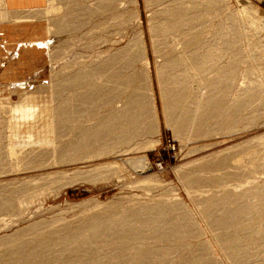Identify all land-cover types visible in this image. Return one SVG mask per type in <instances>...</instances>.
Wrapping results in <instances>:
<instances>
[{
    "label": "rangeland",
    "instance_id": "rangeland-1",
    "mask_svg": "<svg viewBox=\"0 0 264 264\" xmlns=\"http://www.w3.org/2000/svg\"><path fill=\"white\" fill-rule=\"evenodd\" d=\"M74 1L46 0L45 5L33 11L46 25L49 74L38 81L0 82V259L10 254L11 241L38 242L44 234V237L52 234V239L55 235L56 238L68 236L88 221H97L98 216L96 237L87 232L91 238L79 242L80 248H74L78 241L65 242L68 246L61 258L67 264H78V258L83 259V264H178L190 253L202 255L212 264H235L218 240L227 227L215 229L217 221L209 217L210 213L220 216L231 206L224 200L210 210L202 206L205 199H220L228 188H235L242 200L237 201L236 207L255 208L239 218L238 235L241 245H245L243 256L236 264H264V223L261 222L264 217L257 219L258 211L264 214V209L256 210L264 204V102L241 109L244 112H236L238 116L227 115L232 126L229 130L218 122L204 121L200 127L178 131L175 120L164 109L163 53L155 45L159 39L155 28L162 21L160 13L164 9L200 10L207 3L219 1L208 13L193 17L196 19L191 24L215 54H222L221 57L218 54V65L234 56L222 50L221 45L234 42L238 53L237 62L232 65L234 86L227 90L225 102L238 99L239 87L249 80L258 82L264 91V0ZM100 1H110L112 5L102 7ZM244 16L257 23L245 20ZM175 48L181 49L182 43L178 41ZM107 59L113 60L108 69ZM78 75L86 78L79 80L88 84L84 86L82 81L67 84L68 79ZM203 82H193L188 88L193 101L185 114L190 121L208 110L206 100L215 94L211 85ZM88 87H94L95 110L79 105V95ZM137 93H141L142 99L141 119H134L139 109ZM99 94L102 97L98 102ZM64 105L69 114L65 110L66 118L60 122L57 113ZM217 116L225 118L226 111L221 108ZM100 120L104 124L101 128ZM78 124L82 128L94 126L102 130L100 137L104 138L99 141L103 139L101 143L105 144H101L99 155L86 158L74 151L59 152L85 144L80 143L83 140L76 134ZM113 130H119L115 137ZM8 151L9 155L13 153L12 157L6 154ZM230 155L241 160L235 165L214 166L213 163ZM125 208L127 212L138 213L133 212L134 224L130 220L129 227L138 225L136 220L145 217L142 228H147H143L148 233L146 238H135L131 232L118 228L115 220ZM106 216L108 219L111 216L110 220ZM113 221L116 228L112 224V229H108ZM255 221L260 231L256 230ZM155 223L163 229L162 238L157 240L149 236ZM171 225L191 226V231L175 238L170 233ZM248 237L256 239L253 240L256 243L247 244ZM146 246L149 248L145 255L142 248ZM137 252H142L140 257H147L137 260ZM162 252L168 253L166 259L157 263Z\"/></svg>",
    "mask_w": 264,
    "mask_h": 264
},
{
    "label": "bare ground",
    "instance_id": "bare-ground-1",
    "mask_svg": "<svg viewBox=\"0 0 264 264\" xmlns=\"http://www.w3.org/2000/svg\"><path fill=\"white\" fill-rule=\"evenodd\" d=\"M74 1V0H73ZM84 0H76L77 3H81L83 2ZM75 2V1H74ZM101 2V1H100ZM104 2V1H103ZM113 2V1H112ZM207 2V1H206ZM205 2V3H206ZM214 2V0H213ZM216 2V0H215ZM219 3V1H217ZM216 2V3H217ZM76 3V4H77ZM110 1H106L104 3L101 2V6L102 7H110ZM215 3V4H216ZM88 4V3H87ZM98 4V3H97ZM215 4H213L211 2V4H206L204 7H202L200 10H198L197 8H190V10H183V9H178L177 10H168L167 9L163 10V12H159L163 18H162V21L159 22V24L156 26L155 28V33L158 35V41H157V45L158 48L162 53H163V62H162V66H161V72H162V76H163V80H164V89H165V106H164V109L166 108V111L168 112L167 115H170L171 118L173 117V119L175 120V126H176V129L178 131H186L188 130L190 127H194V126H201L202 125V122L204 121H215V122H218L220 125H223L225 128H229L232 127L231 126V119L230 118H227V115H237L236 112H239L241 109H244L246 110V107L248 106H252L254 107L253 105L256 106V104H259L261 102H264V91L262 88H260V84H257L254 80H249L247 81L244 85H241V87H239L240 90V95L238 96V99L236 100H232L231 102H229L228 104H226L225 102V96H226V92L228 89H231L233 88L234 86V68H233V64L236 63L237 61V58L235 56V54L237 53L236 52V49L234 47V42L233 40H231L230 42H224L222 45H221V48H223L222 50L224 51H230L231 54H233L234 56L231 58H229L227 61H224L222 64H219L218 65V62H219V58L222 56V54L220 53V57H219V53L218 54H215L213 52V47H211L209 44H207L206 42H203L202 40V37L200 35V33L198 32V30L196 31L195 27L192 26L191 24V20L195 21V19H192L193 17L199 15V14H205V13H208V11H210L213 7L212 6H215ZM94 5V4H93ZM112 5V3H111ZM78 5H76L77 7ZM74 7V8H76ZM80 7H81V4H80ZM96 7V6H95ZM84 8V7H83ZM188 8V7H186ZM70 9V8H69ZM72 9V8H71ZM78 9V8H77ZM86 9V7H85ZM104 9V8H102ZM197 9V10H196ZM248 9V8H247ZM245 9V10H247ZM80 9H78L79 11ZM48 11V10H47ZM84 11V10H83ZM82 11V12H83ZM90 11V10H89ZM2 12V11H1ZM81 12V11H79ZM86 12V11H85ZM84 12V13H85ZM242 12V11H241ZM66 13V12H65ZM78 12L75 11V14H77ZM94 13V12H92ZM91 14V13H90ZM95 14V13H94ZM244 14V13H242ZM252 14V13H251ZM79 15V14H77ZM81 15V13H80ZM84 15V14H83ZM42 16V15H41ZM252 16V15H251ZM259 15H257L258 17ZM245 17V16H244ZM62 18V17H61ZM248 17H245V20H248V21H253L254 23H257L256 21H254L253 19H247ZM255 18V16H254ZM263 18V17H262ZM63 20V19H62ZM260 20V19H259ZM61 21V20H59ZM65 22V21H64ZM261 22V21H260ZM262 24L264 25V21L262 22ZM255 25V24H254ZM261 26V23H259V27ZM62 27V26H61ZM258 27V28H259ZM257 28V29H258ZM195 29V30H194ZM199 29V28H198ZM256 29V30H257ZM259 30H262L259 29ZM196 31V32H195ZM201 31V30H200ZM203 31V30H202ZM59 33V32H58ZM180 41L182 43V48L181 49H177L175 48V45L176 43ZM254 44L253 45H256L257 43V40L253 42ZM260 45V44H259ZM258 45V46H259ZM264 46V45H263ZM257 47V46H256ZM264 50V48H263ZM223 51V52H224ZM225 53V52H224ZM264 53V52H263ZM238 54V53H237ZM224 57V56H223ZM255 57V56H254ZM109 64H107L108 62H105V67H107L108 69V65L109 67L111 65H113L112 62H110L111 59H107ZM222 60V59H221ZM220 60V61H221ZM113 61V60H111ZM124 62V61H123ZM128 62V61H127ZM101 63V62H100ZM112 63V64H111ZM227 63V64H226ZM116 64V63H115ZM125 64V63H124ZM101 65V64H100ZM125 66V65H124ZM119 67V66H118ZM121 68V66H120ZM119 68V69H120ZM99 69V67H98ZM106 69V70H107ZM114 69V68H113ZM117 69V68H116ZM88 70V69H87ZM86 70V71H87ZM100 70V69H99ZM91 71V69H90ZM92 72V71H91ZM98 72V71H96ZM101 72V71H100ZM104 71H102L103 73ZM115 72V70H114ZM82 73V72H81ZM108 73V72H107ZM87 74H88V71H87ZM90 74V73H89ZM92 74V73H91ZM105 74V73H104ZM98 75V74H97ZM100 75V74H99ZM108 76V75H107ZM81 77V75L78 77H73V78H70L68 79L66 82L67 84H73V83H79L81 82L82 84H84V86L86 84H88L87 81H83V80H79V78ZM89 77V76H88ZM91 77H93L91 75ZM89 77V78H91ZM161 77V76H160ZM84 77H81V79H83ZM130 78V77H129ZM129 78L127 79V81L129 80ZM162 78V77H161ZM86 80V78H84ZM126 81V82H127ZM205 81L206 82V85H211V89H213V93L215 92L214 95H210V97H208V99L206 100L209 108L207 111L205 112H202V113H199L198 116L196 117V119L194 121H190L189 117L186 116L185 113H187L188 109L190 108L189 107V103H191L193 101L192 99V96H190V92H188V88H190V85H192L193 82H203ZM73 82V83H72ZM111 82V81H110ZM138 83V82H137ZM204 83V82H203ZM81 84V85H82ZM92 84V83H91ZM94 84V82H93ZM196 84V83H195ZM198 85V84H197ZM106 86V85H104ZM122 87V86H121ZM208 87V88H209ZM87 88V87H86ZM92 88L94 87H88V89H86L87 91L83 92V94L79 95L81 96L80 97V101L81 103L79 105L81 106H84V107H87V108H90L91 109H94L95 107V98H94V92L92 90ZM97 88V87H96ZM109 88V87H108ZM192 88V87H191ZM104 89H106L104 87ZM134 89V87H133ZM100 91V89H98ZM107 90V89H106ZM216 90V91H215ZM133 91V90H132ZM191 91V90H190ZM101 92V91H100ZM136 92V91H135ZM134 92V93H135ZM192 92V91H191ZM207 92V91H206ZM108 93V92H107ZM131 93V92H130ZM139 93V92H138ZM137 93V101L139 102L138 104V111H136L135 114V118L134 119H138L140 118L141 119V115L144 113L142 112L143 111V107H142V99L140 97V94L138 95ZM132 94V93H131ZM130 94V95H131ZM136 94V93H135ZM164 94V93H163ZM109 95V94H108ZM207 95V96H208ZM142 96V95H141ZM195 96V95H194ZM99 99H98V102L100 101V98L102 97L101 94L98 95ZM108 96H106V99H107ZM110 97V96H109ZM108 100V99H107ZM79 101V102H80ZM106 101V100H105ZM110 102V101H109ZM67 105V104H66ZM74 105V104H73ZM76 105V104H75ZM77 106V105H76ZM81 106H79V108H81ZM94 106V107H93ZM83 107V108H84ZM93 107V108H92ZM125 108V107H124ZM204 108V107H203ZM202 108V109H203ZM221 108L224 109V111H226V116L225 118L223 117L222 118H219L220 116H217V113H218V110H220ZM76 109V108H75ZM78 109V108H77ZM238 109V110H237ZM67 111L68 109H66L65 105H64V108H60V113L58 112L57 114V117L60 120H65L63 117L66 118V116H64V111ZM81 110V109H80ZM79 110V111H80ZM95 110V109H94ZM110 110V109H109ZM128 110V109H127ZM151 110V109H149ZM249 110V108H248ZM71 111V110H70ZM82 111V110H81ZM165 111V112H166ZM190 111V110H189ZM242 111V110H241ZM84 112V111H83ZM138 112V113H137ZM166 112V113H167ZM194 112V111H193ZM244 112V111H242ZM249 112V111H247ZM69 114V111L65 112V114ZM78 113V112H77ZM81 113V112H80ZM234 113V114H233ZM240 113V112H239ZM79 114V113H78ZM76 114V115H78ZM156 115V113H155ZM241 115V114H240ZM239 115V116H240ZM245 114H243V117H244ZM72 116L73 113H72ZM79 116V115H78ZM77 116V117H78ZM131 116V115H130ZM134 116V115H133ZM131 116V117H133ZM144 116V114H143ZM142 116V117H143ZM235 116V117H236ZM242 117V116H241ZM56 118V117H55ZM167 118V117H166ZM227 118V119H226ZM240 118V117H239ZM73 119V118H72ZM75 119V118H74ZM131 119V118H130ZM172 120V119H170ZM57 121V122H59ZM79 121V120H78ZM55 122V121H54ZM61 122V121H60ZM59 122V123H60ZM65 122V121H63ZM140 123V121H138ZM67 123V121L65 122ZM128 123V122H127ZM61 124V123H60ZM54 125H57L54 123ZM63 125V124H61ZM60 125V127H61ZM65 125V124H64ZM71 125V124H70ZM104 124H102L101 120L100 122L98 123V127L101 128L100 126H102ZM108 125V124H107ZM59 126V125H58ZM87 126V125H86ZM129 126V125H128ZM131 127L132 125L130 124ZM98 127H94L92 126V128L90 126L88 127H84L83 128L81 127V125L77 126V130L78 132L76 133L78 135L79 133V136H81V139L83 140L80 141V143H85V144H82L81 146L78 145V147H75V148H66V149H60L59 152H65V151H74L73 153H77L79 154L81 157H93V156H96V155H99L100 153H98V151H100L101 149V144H105L104 143H101V141H99L102 137L104 138V136L102 135L100 137V133L102 132V130H99ZM119 127V126H118ZM137 127V126H136ZM56 128V126H55ZM54 128V129H55ZM85 128V129H84ZM112 128V127H111ZM110 128V129H111ZM146 128V127H145ZM195 128V127H194ZM53 129V130H54ZM57 130L60 129L59 127L56 128ZM75 129V130H76ZM132 129V128H131ZM130 129V130H131ZM124 130V129H123ZM134 130V129H133ZM132 130V131H133ZM70 131V130H69ZM119 131V130H118ZM118 131L116 130H113L112 132L115 133H112L115 136L118 135ZM142 131V130H141ZM76 132V131H75ZM74 132V133H75ZM107 132V131H106ZM110 132V131H109ZM117 132V133H116ZM126 132V131H125ZM130 132V131H129ZM122 133V132H121ZM105 134V133H104ZM127 133H125V135L123 136H126ZM55 136V135H54ZM93 136H96L97 138H93ZM106 136V135H105ZM108 136V134H107ZM120 137V136H119ZM128 137V136H127ZM106 138V137H105ZM118 138V137H117ZM126 139V138H125ZM74 140V139H73ZM126 142V141H125ZM155 143V142H154ZM88 144V145H87ZM113 145V144H112ZM264 145V144H263ZM262 145V146H263ZM259 147V146H258ZM64 148V147H62ZM55 151V150H54ZM249 151V150H248ZM248 151H246L245 153L248 154ZM251 152V151H250ZM238 153V152H237ZM243 152H241V155H242ZM6 154H8V156H11L13 153H11L9 155V151L8 153L6 152ZM103 155V154H102ZM239 155V154H238ZM244 155V154H243ZM246 156V155H245ZM12 157V156H11ZM241 160V158L237 157V156H228L226 158H223V159H220L218 162L216 163H213L214 166H221L222 164H229V165H235L236 162L238 163V160ZM239 160V161H240ZM87 172V171H86ZM85 172V173H86ZM88 174V173H87ZM236 175L238 174H242L241 172L240 173H235ZM235 188H228V191H226L220 199L218 198H215V197H210L209 199H205L204 202H202V206L206 209H211V208H214L215 206H217L220 201H223L227 204H229L231 206V209H227L226 212H224L223 214L220 213L219 215L220 216H215L213 213H210L209 214V217H215L214 220L217 221V227L215 229H219V230H223L224 227H227V232L225 234H222L220 236V239L218 238V240H220V245L221 247L225 250L227 256L233 261L235 262H239L243 256V248L242 246L245 245H241V237L238 235V231H239V228L241 227V223L239 221V218L241 217H244L247 212L248 209H252L253 208V211L255 210L254 207L252 208H248L247 210L245 208H238L236 207V203L237 201L241 200V196L240 194L241 193H238L237 191L234 190ZM20 190V189H19ZM9 195V194H8ZM4 198V197H3ZM12 199V198H11ZM243 199V197H242ZM5 199H2L1 201H4ZM12 201V200H11ZM5 202V201H4ZM200 202V203H201ZM242 202V200H241ZM240 203V201H239ZM4 204V203H3ZM8 204V203H6ZM221 204V203H220ZM4 206V205H3ZM246 206V205H245ZM258 206V204H257ZM9 207V206H8ZM248 207V206H247ZM6 208V207H5ZM9 209V208H8ZM7 209V210H8ZM261 209H264V204H261V207L260 205L258 206V208L256 207V210H259ZM128 210V209H127ZM134 210V209H133ZM120 211V210H119ZM130 211V210H129ZM137 211V210H136ZM205 211V209H204ZM215 211V210H214ZM251 211V210H249ZM134 213H136L135 211H133ZM133 212H127L126 211V208L124 211H121L119 212L120 214H118L117 216V223L116 225H118V228H121L120 230H124L126 231V233L129 231L131 232V235L134 236L135 238H146L148 236V233L147 231H145V226H143V229L142 228V224L144 223V219L145 217L143 218V220H136L137 218H134V220H136V222L138 223V225H134V226H137V227H132L130 226L129 227V224H130V220H132L133 215ZM146 213V212H145ZM144 213V214H145ZM148 213V212H147ZM146 213V214H147ZM248 213H251V212H248ZM259 215H258V218L257 219H261L260 217H264V214L259 212ZM133 214V215H132ZM138 214V213H136ZM208 214V213H207ZM141 215V214H139ZM139 215H138V218H139ZM148 215V214H147ZM146 215V217H147ZM170 215V214H169ZM244 215V216H243ZM256 215V214H255ZM144 216V215H142ZM160 216V215H159ZM248 216V215H246ZM94 217H96L94 215ZM103 218L105 217V215L102 216ZM100 217V218H102ZM114 217V216H112ZM131 217V218H129ZM135 217V216H134ZM137 217V216H136ZM256 217V216H255ZM92 216H91V220H92ZM97 221H91V223H88L86 224V226L83 227V225H81L82 227L80 229H77L76 231H72V233L69 235L67 234L68 236H62V235H59V237L56 238V235L54 237V239H52L50 236L49 237H44V235L41 237V239L38 240V242H34V241H31L29 239H26V240H29V241H23L20 243H15L13 241H11L13 249H11L10 251V254H7V256L5 255L2 259H0V264H64L66 261L63 258V255L61 254H64L63 252L65 251L64 249H66L65 247L68 246L67 243H65L67 240L69 241V239H71L72 241L75 240V242L73 243H76V241H78L76 244H74V248H78L79 247V242L83 241L84 239H88L89 238H86V237H90L91 235L90 234H87V232H90V233H94L93 235L95 236V231L99 225V221H98V216L96 217ZM106 218L108 219V217L106 216ZM111 216H109V219L110 220ZM142 219V217H140ZM148 218V217H147ZM89 219V220H90ZM95 219V218H94ZM150 219V218H148ZM156 219V218H155ZM213 219V218H212ZM242 219H245V218H242ZM88 220V218H87ZM102 220V219H101ZM113 220V219H111ZM162 220V218H161ZM246 220V219H245ZM151 221V220H150ZM154 221V219H153ZM165 221V220H164ZM86 222V221H85ZM135 222V223H136ZM146 222V221H145ZM148 222V221H147ZM156 222V220H155ZM162 222V221H161ZM176 222V221H175ZM258 221H255V226H256V230L260 231L261 228H257V223ZM260 222V221H259ZM262 223H264V220L261 221ZM260 222V224H261ZM116 223V222H115ZM114 221L113 223H110V225L107 227L108 229H112V224L114 225L115 224ZM134 224V221L132 222ZM157 223V222H156ZM155 223V224H156ZM181 224V223H180ZM185 224V222H184ZM106 225V224H105ZM104 225V226H105ZM120 225V227H119ZM131 225V224H130ZM144 225V224H143ZM145 225H148V224H145ZM254 224H252L251 226L253 227ZM103 226V227H104ZM185 226V225H184ZM187 226V225H186ZM114 227L116 228V226L114 225ZM132 227V228H131ZM114 228V229H115ZM129 228V230H128ZM191 228V226H190ZM190 228H186V227H175L173 225L170 226V233H171V236H175V238L177 236H180V234L182 235L183 233H190ZM214 228V227H213ZM221 228V229H220ZM104 229V228H102ZM166 229V228H165ZM264 229V228H263ZM116 230V229H115ZM150 230V228H149ZM226 230V229H225ZM123 231V233H124ZM40 232V231H39ZM108 232H111L108 231ZM22 233V232H21ZM51 233V232H50ZM98 233V232H97ZM96 233V234H97ZM101 233V231H100ZM162 233H163V229L162 227L160 228V225L159 224H156L154 225L153 224V227L151 229V231L149 232V236L152 237V238H162ZM49 234V233H48ZM54 234V233H53ZM56 234V233H55ZM129 234V233H128ZM257 234V233H256ZM27 235V234H26ZM130 235V234H129ZM191 235V234H190ZM258 235V234H257ZM22 236V235H21ZM48 236V235H47ZM54 236V235H53ZM62 236V237H61ZM92 236V237H94ZM124 236V234L122 235ZM184 236V235H183ZM8 237V236H6ZM12 237V236H11ZM24 237V236H23ZM96 237V236H95ZM126 237H127V234H126ZM189 237V236H188ZM256 237V236H255ZM91 238V237H90ZM98 238V237H97ZM123 238V237H122ZM130 238V237H129ZM149 238V237H148ZM167 238V237H166ZM164 237V239H166ZM193 238V237H192ZM12 240V238H10ZM123 240V239H122ZM255 241H257L256 239H253ZM251 240L250 237L247 238V244H250V241H253ZM67 241V242H68ZM159 241V240H158ZM253 241V242H255ZM259 241V240H258ZM17 242V241H16ZM86 242V241H85ZM10 241L7 243L9 244ZM58 243V244H57ZM84 243V242H83ZM158 243V242H157ZM252 243V242H251ZM256 243V242H255ZM66 244V245H65ZM191 245V244H190ZM197 245V244H196ZM8 245H6L7 247ZM9 246V247H10ZM116 246V245H115ZM5 247V248H6ZM126 247V246H125ZM195 246H193L194 248ZM80 248V247H79ZM84 248V247H83ZM149 248V247H148ZM147 246L146 247H143L142 249L146 250V253H143L146 255L148 252ZM156 250H158V247H154ZM200 248V247H199ZM203 248V247H202ZM73 249V248H72ZM122 250H125L123 248H121ZM140 249V248H139ZM204 249V248H203ZM77 250V249H76ZM118 250V249H117ZM141 250V249H140ZM196 250V249H195ZM202 250V249H201ZM200 250V251H201ZM71 251V250H70ZM75 251V250H74ZM150 251V250H149ZM193 251V250H192ZM72 252V251H71ZM141 252V253H142ZM197 252V250H196ZM245 252V251H244ZM77 253V252H75ZM84 253V252H83ZM112 253V252H110ZM116 253V252H115ZM123 253V252H122ZM138 253V252H137ZM141 253H138V255H135L136 259L138 260V258L140 259H143L142 257L144 256H141L142 255ZM155 253V252H154ZM164 252L160 253L163 255ZM190 253V252H189ZM71 254V253H70ZM118 254V253H117ZM143 254V255H144ZM153 254V253H152ZM156 254V253H155ZM168 254V253H167ZM165 253V255H167ZM194 254H197V253H194ZM194 254H187L188 256L185 255V258L182 259V262L181 263H178V264H212L210 260L208 259H205V258H201L198 255H194ZM1 255V253H0ZM112 255V254H111ZM161 255V256H162ZM163 255L162 257H160L158 259V262L157 263H162L163 261H165L164 259H166V256ZM246 255V254H245ZM62 256V258H61ZM71 256V255H70ZM114 256V255H113ZM120 256V255H119ZM123 256V255H122ZM77 257V256H76ZM75 257V258H76ZM82 257V256H81ZM116 257V256H115ZM147 256H145L144 258H146ZM155 257V256H153ZM245 257V256H244ZM66 258V257H64ZM67 259V258H66ZM77 259V258H76ZM75 259V260H76ZM85 259V258H84ZM130 259V258H129ZM99 260V259H98ZM70 261V260H69ZM64 262V263H63ZM68 261L65 263L67 264ZM78 264H83V259L82 258H78V261H77ZM86 264V263H85Z\"/></svg>",
    "mask_w": 264,
    "mask_h": 264
},
{
    "label": "crops",
    "instance_id": "crops-1",
    "mask_svg": "<svg viewBox=\"0 0 264 264\" xmlns=\"http://www.w3.org/2000/svg\"><path fill=\"white\" fill-rule=\"evenodd\" d=\"M43 3L0 0V82L38 81L49 74L46 25L33 13Z\"/></svg>",
    "mask_w": 264,
    "mask_h": 264
}]
</instances>
